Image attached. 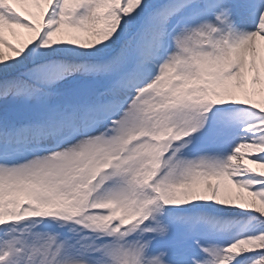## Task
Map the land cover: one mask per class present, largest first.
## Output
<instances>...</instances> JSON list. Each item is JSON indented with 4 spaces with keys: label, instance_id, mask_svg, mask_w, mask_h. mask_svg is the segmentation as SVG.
Instances as JSON below:
<instances>
[{
    "label": "snow or ice",
    "instance_id": "6c2138e0",
    "mask_svg": "<svg viewBox=\"0 0 264 264\" xmlns=\"http://www.w3.org/2000/svg\"><path fill=\"white\" fill-rule=\"evenodd\" d=\"M260 41L264 0H0V264H264Z\"/></svg>",
    "mask_w": 264,
    "mask_h": 264
},
{
    "label": "rangeland",
    "instance_id": "374dc122",
    "mask_svg": "<svg viewBox=\"0 0 264 264\" xmlns=\"http://www.w3.org/2000/svg\"><path fill=\"white\" fill-rule=\"evenodd\" d=\"M17 9L21 11L22 15L24 14V13H23V9L20 8V6H17ZM32 10L35 11V9H32ZM17 31H22V30H17ZM9 38L11 39V37H9ZM5 51H6V53H7V50H5ZM9 54H10V53H9ZM256 99H257V100H261L262 98H261L260 96H257ZM232 190L234 191L235 189H232Z\"/></svg>",
    "mask_w": 264,
    "mask_h": 264
},
{
    "label": "bare ground",
    "instance_id": "6f19581e",
    "mask_svg": "<svg viewBox=\"0 0 264 264\" xmlns=\"http://www.w3.org/2000/svg\"><path fill=\"white\" fill-rule=\"evenodd\" d=\"M260 43H261L262 45H264V41H260Z\"/></svg>",
    "mask_w": 264,
    "mask_h": 264
}]
</instances>
